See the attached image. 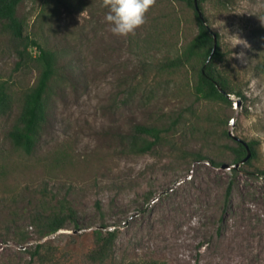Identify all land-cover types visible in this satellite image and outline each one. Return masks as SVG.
Here are the masks:
<instances>
[{
  "label": "rangeland",
  "instance_id": "374dc122",
  "mask_svg": "<svg viewBox=\"0 0 264 264\" xmlns=\"http://www.w3.org/2000/svg\"><path fill=\"white\" fill-rule=\"evenodd\" d=\"M200 11L231 107L196 98V66L164 67L198 31L185 0H156L127 37L111 33L102 0H24L25 35L61 68L30 155L8 132L38 77L37 50L21 57L0 25V85L12 98L0 117V264H264V0H207ZM237 32L249 48L227 43ZM138 125L162 130L147 153L132 146ZM226 132L256 152L235 173ZM68 209L78 227L42 238L37 220ZM113 230L110 256L90 261L94 232Z\"/></svg>",
  "mask_w": 264,
  "mask_h": 264
},
{
  "label": "trees",
  "instance_id": "16d2710c",
  "mask_svg": "<svg viewBox=\"0 0 264 264\" xmlns=\"http://www.w3.org/2000/svg\"><path fill=\"white\" fill-rule=\"evenodd\" d=\"M24 0H0V25L10 33L18 42V47L21 50L17 52L22 57V51H27L28 48L36 49L37 55L34 58V63L38 69V77L32 87H30L21 99L19 113L8 132V137L17 150L22 151L26 155H30L36 146L38 138L41 134L42 127L47 119V111L49 108V93L54 80L60 76L61 68L58 64V53L40 45V43L25 35V28L22 22L17 17L19 5ZM187 6L193 10V15L196 20L198 31L194 38L173 58L168 60L164 67L169 71H180L187 67H197V78L194 84V95L199 100L220 101L231 107L230 95L233 93L228 82L219 73L216 61L220 57L218 47L213 53L210 60L209 56L212 53L215 35L206 25L203 18H200V4L207 0H185ZM198 9V10H197ZM202 15V14H201ZM259 69L264 72V64L259 66ZM12 105V98L3 85H0V117L6 115ZM162 130L155 126L138 125L135 127L133 147L137 153L149 152L160 140ZM227 140L233 143V146L227 147L231 154L230 169L233 173L236 172L234 166L240 164L247 156L248 146L251 156L243 165H250L256 158L254 146L251 143H245L231 137L225 133ZM138 140V141H137ZM138 145V146H137ZM198 160L202 156L197 157ZM215 166L216 164L212 162ZM218 166V167H219ZM264 177V171L259 173ZM76 213L72 209H68L67 214L52 213L46 217H40L37 221L40 223L41 237H47L63 229L67 222H73L75 227H78ZM116 239V231H95L94 232V247L89 253L90 261L94 263H102L112 252V247ZM40 248V247H39ZM33 255H38V251ZM149 264H165V263H149Z\"/></svg>",
  "mask_w": 264,
  "mask_h": 264
},
{
  "label": "clouds",
  "instance_id": "9594fccd",
  "mask_svg": "<svg viewBox=\"0 0 264 264\" xmlns=\"http://www.w3.org/2000/svg\"><path fill=\"white\" fill-rule=\"evenodd\" d=\"M155 5L156 0H102V6L107 9L104 19L110 26L111 33L122 37L135 34L138 28L144 26L147 22L148 12ZM217 24L225 27L224 21H217ZM227 43L232 48L238 45H242L243 48L250 47L248 42L242 39L238 32L230 35ZM233 57L243 63L247 60L244 51L234 53ZM257 136L264 139V133H257Z\"/></svg>",
  "mask_w": 264,
  "mask_h": 264
},
{
  "label": "water",
  "instance_id": "95a60500",
  "mask_svg": "<svg viewBox=\"0 0 264 264\" xmlns=\"http://www.w3.org/2000/svg\"><path fill=\"white\" fill-rule=\"evenodd\" d=\"M195 7H197L196 0H195ZM197 10H198V9H197ZM198 14H199L200 18H202V15H201V13H200L199 11H198ZM215 50H216V40H215V37H214V45H213L212 53H211V55L209 56L208 60L211 59V57H212L213 53L215 52ZM245 147H246V149H247V156L245 157L244 160L241 161L240 164L235 165L234 168L239 167V165L244 164L246 161L249 160V158H250V156H251V153H250L249 148H248V146H247L246 144H245ZM222 168H223V169H230V167H229L228 165H223Z\"/></svg>",
  "mask_w": 264,
  "mask_h": 264
}]
</instances>
